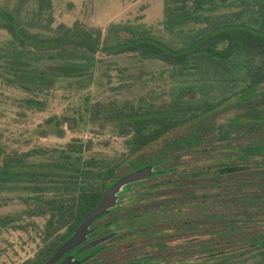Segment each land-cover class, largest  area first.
<instances>
[{"label":"trees","instance_id":"trees-1","mask_svg":"<svg viewBox=\"0 0 264 264\" xmlns=\"http://www.w3.org/2000/svg\"><path fill=\"white\" fill-rule=\"evenodd\" d=\"M160 25L168 37L143 24H110L105 31L80 22L55 24L51 0L0 5V30L11 44L0 59L11 58L16 64L40 58L92 64L103 53L125 56L139 65H159L126 75L130 81L120 85L133 88L149 76L159 91L123 101H97L79 116L100 130L111 126L124 152L112 159H83L94 143L72 139L61 155L74 166L64 185L33 188L36 195L27 198L25 210L0 217V228L32 230L38 240L33 256L20 264H43L109 187L148 166L157 173L130 186L128 190L138 187V202L132 205L176 206L184 200L188 205L210 204L212 234L231 233L238 249L226 255L221 248L219 255L213 249L202 264H264V0H164ZM71 75L83 76V71ZM232 108L239 113L224 130L218 127L217 142L230 143L237 160L201 169L184 162L185 156L207 152L204 146L216 131L211 116ZM53 121L70 130L78 122L69 116L46 122ZM59 134L64 136V130ZM41 152L9 151L0 134V179L26 173L27 159ZM242 167L252 176L237 180ZM171 188L190 192L177 197L162 192Z\"/></svg>","mask_w":264,"mask_h":264},{"label":"rangeland","instance_id":"rangeland-1","mask_svg":"<svg viewBox=\"0 0 264 264\" xmlns=\"http://www.w3.org/2000/svg\"><path fill=\"white\" fill-rule=\"evenodd\" d=\"M7 1L12 0H0V5ZM163 1L51 0L55 24L64 23L71 26L75 22H80L89 27L101 28L103 31L110 24H143L151 27L155 34L168 37L160 25L163 17ZM10 47L9 36L0 30V54L7 55ZM158 66L151 63L139 65L128 57L108 56L103 53H99L92 64L67 63L46 58L29 59L16 64L11 58L0 59V134L3 136V141L9 151L18 153L42 151L27 159L23 168L26 173L10 180L0 179V217L25 210L29 201L27 198L36 195L32 191L33 188L52 189L64 185L70 178L74 166L61 155L66 149V144L72 139L94 143L92 151L83 155V159L87 157L112 159L124 152L123 141L116 137L111 126L100 130L96 124L87 121L86 117L81 119L79 116L84 115L82 112L84 107L97 101H123L133 99L152 89L159 91V87L150 81L149 76H144L143 81L133 88H120V85L130 81L126 75L155 70ZM14 68L19 71L13 70ZM78 70L83 71V76L71 75V71ZM26 99L36 102L30 105ZM238 113L237 109L232 108L211 116L209 122L215 125L216 131L204 146L207 152L185 156L183 161L195 163L199 169L206 166L215 167L223 160L225 161L223 163L235 162L237 155L232 153L230 143L217 142V132L218 127L224 130L225 123ZM64 116L77 119V125L73 130L66 126L57 127L56 121L46 122L50 118L59 119ZM61 129L65 132L64 136L59 134ZM228 156L230 159H227ZM251 173V170H246L235 178L243 180L252 176ZM137 189L138 187L133 188V190ZM162 192L175 197L190 190L171 188ZM128 195L132 196L128 200L132 204L138 202L134 192ZM161 200L166 201V198L162 196ZM128 201L125 202L129 203ZM142 201L149 204L148 200ZM187 203L189 201L184 200L181 202L182 205L176 206L186 209L194 207L197 216L195 221H204L200 213L211 210L210 204L199 206ZM37 222L41 223L38 220ZM203 233L201 229V232L195 235V245L201 246H196V250L208 246L206 248L209 252L214 249V253L219 255L221 248L226 255L238 249V246L234 245L231 233L222 237L211 232L208 245ZM37 247L38 240L32 230L23 232L12 228H0V264H20L32 257ZM209 254H205L206 261L210 258ZM205 260L197 259L195 264H202Z\"/></svg>","mask_w":264,"mask_h":264},{"label":"flooded vegetation","instance_id":"flooded-vegetation-1","mask_svg":"<svg viewBox=\"0 0 264 264\" xmlns=\"http://www.w3.org/2000/svg\"><path fill=\"white\" fill-rule=\"evenodd\" d=\"M134 187L113 210L91 224L83 241L54 264H195L197 259L205 260V254L210 253L208 246L196 250L201 246L195 245V235L202 229L204 240L210 244V212L206 211L204 221H195L194 207H137L128 201ZM70 238L62 241L43 264Z\"/></svg>","mask_w":264,"mask_h":264},{"label":"water","instance_id":"water-1","mask_svg":"<svg viewBox=\"0 0 264 264\" xmlns=\"http://www.w3.org/2000/svg\"><path fill=\"white\" fill-rule=\"evenodd\" d=\"M157 173V170L153 166L144 167L131 174L123 176L117 180L111 187H109L97 203L96 207L86 215L83 221L74 231L70 240L63 244L58 251L49 259L46 264H54V262L67 250L75 247L81 241H83L89 231L91 224L99 217L109 213L113 208L118 205L122 199L127 195V190L131 185L144 182ZM63 264H69L65 262Z\"/></svg>","mask_w":264,"mask_h":264}]
</instances>
